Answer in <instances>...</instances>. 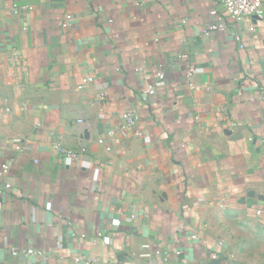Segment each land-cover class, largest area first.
<instances>
[{
	"label": "crops",
	"instance_id": "0c3cea01",
	"mask_svg": "<svg viewBox=\"0 0 264 264\" xmlns=\"http://www.w3.org/2000/svg\"><path fill=\"white\" fill-rule=\"evenodd\" d=\"M223 2H0V264H264V21Z\"/></svg>",
	"mask_w": 264,
	"mask_h": 264
},
{
	"label": "built area",
	"instance_id": "2783aa9c",
	"mask_svg": "<svg viewBox=\"0 0 264 264\" xmlns=\"http://www.w3.org/2000/svg\"><path fill=\"white\" fill-rule=\"evenodd\" d=\"M2 0H0L1 2ZM30 7L25 6L21 7L18 5H13L11 12L12 14H23L29 11ZM223 9L227 17L235 23H240L244 20H259L264 21V0H224ZM217 11L214 10L211 12L212 16H217ZM71 20V16L66 17V21L63 24V27H68V23ZM223 25L211 24L209 27H206L204 33L207 34L211 31H216L222 29ZM252 30V29H251ZM187 58V56H183ZM0 71L3 76L10 81L12 85L22 86L26 83L29 75V65L26 57L18 50H10L7 52H0ZM196 75V68L191 65L187 70V78L189 81L193 79ZM165 74L163 71H160L157 74V81L154 86L149 87L146 92L147 97L155 95L158 87L164 85ZM85 84L93 82L92 77H87L83 81ZM104 99V96L101 97ZM261 100L264 101V97L261 96ZM0 117L3 119V122L6 125H10L13 119L11 112L5 108L0 107ZM124 125L133 126L137 120V115L133 112H129L124 116ZM100 145H105L104 140H99ZM8 172V167L3 166L0 168V174H6ZM257 215L260 216L261 212L258 211ZM148 248V247H145ZM13 255H18L16 250L13 251ZM27 256L35 255L36 253L33 250L26 251ZM177 255H180V252H177ZM212 260H218V255L214 254Z\"/></svg>",
	"mask_w": 264,
	"mask_h": 264
},
{
	"label": "water",
	"instance_id": "95a60500",
	"mask_svg": "<svg viewBox=\"0 0 264 264\" xmlns=\"http://www.w3.org/2000/svg\"><path fill=\"white\" fill-rule=\"evenodd\" d=\"M254 196H255V194L252 193V192L248 194V198L249 199L246 201V203H247V205L249 207H251L253 205V198H254Z\"/></svg>",
	"mask_w": 264,
	"mask_h": 264
},
{
	"label": "rangeland",
	"instance_id": "374dc122",
	"mask_svg": "<svg viewBox=\"0 0 264 264\" xmlns=\"http://www.w3.org/2000/svg\"><path fill=\"white\" fill-rule=\"evenodd\" d=\"M241 254V253H240Z\"/></svg>",
	"mask_w": 264,
	"mask_h": 264
}]
</instances>
